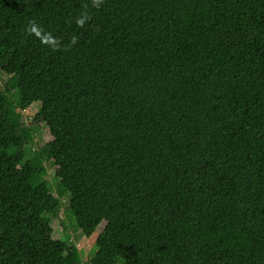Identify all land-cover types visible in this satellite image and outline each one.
Segmentation results:
<instances>
[{"label": "trees", "instance_id": "1", "mask_svg": "<svg viewBox=\"0 0 264 264\" xmlns=\"http://www.w3.org/2000/svg\"><path fill=\"white\" fill-rule=\"evenodd\" d=\"M85 4L0 0V264H83L66 195L90 264H264V0Z\"/></svg>", "mask_w": 264, "mask_h": 264}, {"label": "rangeland", "instance_id": "2", "mask_svg": "<svg viewBox=\"0 0 264 264\" xmlns=\"http://www.w3.org/2000/svg\"><path fill=\"white\" fill-rule=\"evenodd\" d=\"M7 81L8 77L0 73V89H5ZM13 85V83L9 84L10 87ZM39 107V104H34L25 111L16 109V112L20 114L21 121L31 129L33 140L28 144L27 149H31L32 151L43 147L50 140L49 132L40 126L39 121L32 120V117L37 113ZM40 133H42V136H40ZM46 176L52 185L55 186L56 179L54 178L53 168L47 166ZM69 200L67 195L60 198V209L55 216H50L54 229L52 237L55 241L69 242L75 245L80 253L82 263L90 264V260L97 252L96 240L104 229L105 222H102L89 237L82 236L75 224L73 216L70 214Z\"/></svg>", "mask_w": 264, "mask_h": 264}, {"label": "clouds", "instance_id": "3", "mask_svg": "<svg viewBox=\"0 0 264 264\" xmlns=\"http://www.w3.org/2000/svg\"><path fill=\"white\" fill-rule=\"evenodd\" d=\"M104 0H90V4H85L84 11H82L78 16H76L74 23L77 25L79 28H84L86 24L89 23V21L92 19V16L90 12L88 11L89 6L93 10H99L101 6L103 5ZM25 33L27 35H31L35 37L37 40L40 41L42 45H45L49 47L52 51H57L60 49V40L53 36L51 32L45 31L40 24L35 21V20H29L28 25L25 29ZM79 37L78 36H73L71 38L70 43L75 46L76 43L78 42ZM67 50V49H65Z\"/></svg>", "mask_w": 264, "mask_h": 264}]
</instances>
